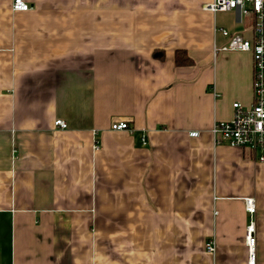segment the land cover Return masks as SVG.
Wrapping results in <instances>:
<instances>
[{
	"label": "crops",
	"instance_id": "1",
	"mask_svg": "<svg viewBox=\"0 0 264 264\" xmlns=\"http://www.w3.org/2000/svg\"><path fill=\"white\" fill-rule=\"evenodd\" d=\"M24 1L0 0V264H249L252 224L264 264L263 152L212 135L253 104L252 54L222 51L221 32L251 40L253 18L212 0Z\"/></svg>",
	"mask_w": 264,
	"mask_h": 264
},
{
	"label": "built area",
	"instance_id": "2",
	"mask_svg": "<svg viewBox=\"0 0 264 264\" xmlns=\"http://www.w3.org/2000/svg\"><path fill=\"white\" fill-rule=\"evenodd\" d=\"M204 10L212 13H225L240 11L242 15L254 20L252 39L247 40L240 35L231 34L222 30V34L228 39L227 45L222 51L251 53L254 64L253 76V104L245 108L240 103H235L234 116L229 122H216L212 128V135L216 144H225L232 148H250L255 153L263 152L259 161L264 162V0H212L205 5ZM13 10L27 12L30 6L24 0H14ZM55 126L67 129V124L58 120ZM114 131H131L127 123H115ZM198 137L199 133L190 134ZM146 144L145 139H142ZM247 210L250 214L255 213L253 199L246 200ZM255 226L252 224L247 230V245L249 247V264H255ZM213 242L207 244L210 253L215 252Z\"/></svg>",
	"mask_w": 264,
	"mask_h": 264
},
{
	"label": "trees",
	"instance_id": "3",
	"mask_svg": "<svg viewBox=\"0 0 264 264\" xmlns=\"http://www.w3.org/2000/svg\"><path fill=\"white\" fill-rule=\"evenodd\" d=\"M176 64L178 66H189L192 65V60L187 57L186 53L182 51L177 52ZM158 59H163V55L157 56Z\"/></svg>",
	"mask_w": 264,
	"mask_h": 264
}]
</instances>
